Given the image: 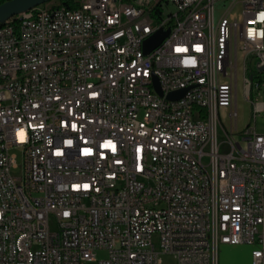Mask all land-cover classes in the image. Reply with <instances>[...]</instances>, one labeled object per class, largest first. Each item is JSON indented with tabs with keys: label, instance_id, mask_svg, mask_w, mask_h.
<instances>
[{
	"label": "built area",
	"instance_id": "built-area-1",
	"mask_svg": "<svg viewBox=\"0 0 264 264\" xmlns=\"http://www.w3.org/2000/svg\"><path fill=\"white\" fill-rule=\"evenodd\" d=\"M54 1L0 24V264H264V134L219 120L240 50L264 66V0Z\"/></svg>",
	"mask_w": 264,
	"mask_h": 264
},
{
	"label": "rangeland",
	"instance_id": "rangeland-1",
	"mask_svg": "<svg viewBox=\"0 0 264 264\" xmlns=\"http://www.w3.org/2000/svg\"><path fill=\"white\" fill-rule=\"evenodd\" d=\"M127 3L133 4L135 6H149L152 0H124ZM55 3H58L59 0H55ZM227 6H218L217 14L218 17L220 14L222 15ZM242 6L238 4L230 14V20L238 21V23L243 22V13ZM246 71H244V61L242 57V51L239 53L238 60V70H237V80H236V95L234 108L237 110V118H233L230 116V109L228 108H220L219 109V120L223 126V128L230 133L231 130L234 131L235 139L238 140V135L245 131L247 126L251 124L255 126L256 131L259 134H264V111L258 113L256 117H254V106L251 103L258 98L260 103H264V72H260L257 68V61L253 57H249L245 63ZM253 76V84L256 85L260 83V90H253L250 93V98L246 97V88H245V78H250ZM228 81V80H225ZM235 123L237 128H235ZM225 139L224 132L221 127H219L218 132V140L219 142H223ZM225 147V145H224ZM227 149V147H225ZM14 154L17 155V162L20 165L22 163V156L20 150L13 151ZM20 170L13 169L14 173L19 172ZM97 259L102 260L108 258V252L106 250H101L97 252ZM162 264H178L176 258L171 254H163L161 256ZM94 264V263H90Z\"/></svg>",
	"mask_w": 264,
	"mask_h": 264
},
{
	"label": "water",
	"instance_id": "water-1",
	"mask_svg": "<svg viewBox=\"0 0 264 264\" xmlns=\"http://www.w3.org/2000/svg\"><path fill=\"white\" fill-rule=\"evenodd\" d=\"M52 0H9L3 4H0V24H4L15 16L22 14L28 10H31L40 5L46 4ZM170 30H159L153 34L144 44L146 53L151 52L154 48L159 46L169 35ZM260 72H264V66L259 69ZM253 77L251 76L250 79ZM157 91L160 95H163L158 81H156ZM187 92V89L171 92L168 95L169 100H179Z\"/></svg>",
	"mask_w": 264,
	"mask_h": 264
},
{
	"label": "crops",
	"instance_id": "crops-1",
	"mask_svg": "<svg viewBox=\"0 0 264 264\" xmlns=\"http://www.w3.org/2000/svg\"><path fill=\"white\" fill-rule=\"evenodd\" d=\"M252 248L248 245H221L217 252V264H251Z\"/></svg>",
	"mask_w": 264,
	"mask_h": 264
},
{
	"label": "trees",
	"instance_id": "trees-1",
	"mask_svg": "<svg viewBox=\"0 0 264 264\" xmlns=\"http://www.w3.org/2000/svg\"><path fill=\"white\" fill-rule=\"evenodd\" d=\"M9 0H0V4H3ZM81 0H59V2L67 7L73 8L76 7ZM17 21V17H13L7 23H15ZM5 24V23H4Z\"/></svg>",
	"mask_w": 264,
	"mask_h": 264
}]
</instances>
